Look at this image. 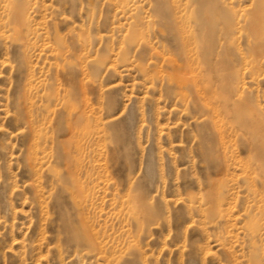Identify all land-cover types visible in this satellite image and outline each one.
Wrapping results in <instances>:
<instances>
[{
  "label": "rangeland",
  "instance_id": "rangeland-1",
  "mask_svg": "<svg viewBox=\"0 0 264 264\" xmlns=\"http://www.w3.org/2000/svg\"><path fill=\"white\" fill-rule=\"evenodd\" d=\"M263 146L264 0H0V264H264Z\"/></svg>",
  "mask_w": 264,
  "mask_h": 264
},
{
  "label": "bare ground",
  "instance_id": "bare-ground-1",
  "mask_svg": "<svg viewBox=\"0 0 264 264\" xmlns=\"http://www.w3.org/2000/svg\"><path fill=\"white\" fill-rule=\"evenodd\" d=\"M211 20V19H210ZM208 25V24H207ZM225 55V54H224ZM223 57V56H222ZM255 126V125H254ZM252 128H253V126H252ZM255 129V128H254ZM263 134V133H262ZM264 147V146H263Z\"/></svg>",
  "mask_w": 264,
  "mask_h": 264
}]
</instances>
